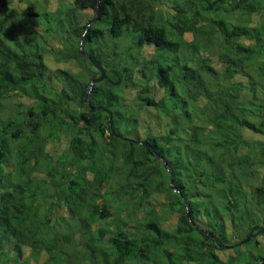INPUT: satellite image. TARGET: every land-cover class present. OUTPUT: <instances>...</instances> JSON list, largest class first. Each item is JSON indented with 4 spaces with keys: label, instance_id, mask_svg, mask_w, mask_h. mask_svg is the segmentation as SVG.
<instances>
[{
    "label": "trees",
    "instance_id": "1",
    "mask_svg": "<svg viewBox=\"0 0 264 264\" xmlns=\"http://www.w3.org/2000/svg\"><path fill=\"white\" fill-rule=\"evenodd\" d=\"M9 2L0 264H232L236 253L264 264V0L65 1L45 28L65 42L56 59L76 67L55 68L58 87L29 68L42 52L21 20L39 11L5 20ZM82 34L107 68L90 89Z\"/></svg>",
    "mask_w": 264,
    "mask_h": 264
},
{
    "label": "rangeland",
    "instance_id": "2",
    "mask_svg": "<svg viewBox=\"0 0 264 264\" xmlns=\"http://www.w3.org/2000/svg\"><path fill=\"white\" fill-rule=\"evenodd\" d=\"M65 1H70V0H10L8 7L6 10L3 11L2 15L3 18L8 19L12 18L16 14V11H24L25 7L27 5H33L36 9V11H39V15H34L32 18L30 14L28 15V18L25 19L24 21L21 20V23L24 24V28H22V33L24 34V39L25 41H34V45L39 47V52L41 53V56L37 53V49L32 52V59L33 61L31 62V66H29L30 71L33 73H41L43 71V74L45 73L46 79L50 82V84L54 87H58L60 84L59 76L57 77L55 75V68L56 67H61V68H66L69 67L71 69H76L75 65L73 63L63 61V60H57L55 55L53 54L52 51L57 52V50L61 47L64 46L65 42L58 36L57 34L59 33L56 26L53 25V28L51 31H46L45 28L48 27L50 24H54L53 20L55 19V14L59 15L63 13L64 11V6H65ZM91 10H88L87 12L90 13ZM237 10L232 12L231 14H228L229 17H233L235 19L236 17H241V16H236L237 15ZM25 14V12H24ZM24 14H20L22 17ZM17 15V14H16ZM239 15V14H238ZM26 16V15H25ZM245 17H242L241 19H244ZM39 22H37V20ZM254 19H256V15H254ZM153 20H155V17H153ZM236 22V20H234ZM28 23V24H27ZM28 46V45H27ZM29 47V46H28ZM46 48V49H45ZM92 54L97 55L98 52L95 53V50H91ZM144 53L147 56H150L153 51L152 47H147L144 51ZM2 56V55H0ZM195 59H197V54L195 53L193 57V64L195 62ZM189 65H192L191 63ZM78 69V68H77ZM97 68H91V70L87 71L88 74H92ZM171 73L173 74V77L178 75L180 72L178 68H174ZM239 76V74H237ZM190 77H192L190 75ZM59 80V81H58ZM72 80H67V82L72 86ZM158 91L164 92L165 88H159ZM15 98V95H13L12 99ZM19 99L24 101L25 103H29L31 101L30 98L22 95L18 96ZM10 100V101H11ZM7 107L3 109V112H8L9 109H13L16 105L12 103H7ZM51 112L53 114H58L62 112V107L58 105H54L51 107ZM53 131L55 129L53 128ZM143 133V132H142ZM249 133V131H247ZM67 137V134L64 135ZM115 143H121L123 141H120L118 139L113 140ZM3 185L7 186L9 185V180L8 177H3ZM64 212V211H63ZM177 219V215L172 216V221H175ZM110 221H112V217L108 216L105 220V225H110ZM164 224L170 225L171 222L165 221ZM248 237V236H247ZM235 238V237H234ZM252 245H248V247H251ZM246 247V245H245ZM259 248L263 247V244H260L258 246ZM257 247V248H258ZM232 254H234V250H220L219 255L223 257L225 260H227ZM237 254V253H236ZM234 257V261L232 264H237L239 263V258L237 255ZM230 259V258H229ZM165 262V258H164ZM259 263V262H258Z\"/></svg>",
    "mask_w": 264,
    "mask_h": 264
},
{
    "label": "water",
    "instance_id": "3",
    "mask_svg": "<svg viewBox=\"0 0 264 264\" xmlns=\"http://www.w3.org/2000/svg\"><path fill=\"white\" fill-rule=\"evenodd\" d=\"M82 37H83V34L81 35V39H80V49H81V53L83 55H86L88 60L93 64L94 67L97 68V70H95L92 75L90 76V80L88 82V89L91 88L92 84L96 81H99L101 79H103L104 77H106V70L107 68L102 64V61L93 56V55H90V54H87L86 51L83 50L82 48ZM111 71H114L113 69H110ZM116 73V71H114ZM120 78L118 77L116 79V81H118ZM101 107L103 109H105L108 113H109V124H110V127L111 129H113V119H112V112L109 108L101 105ZM140 143H144L147 147H149L151 144H150V141L148 139H145V138H141V139H137ZM248 238V237H247ZM261 261V259H260ZM259 261V263H260Z\"/></svg>",
    "mask_w": 264,
    "mask_h": 264
}]
</instances>
